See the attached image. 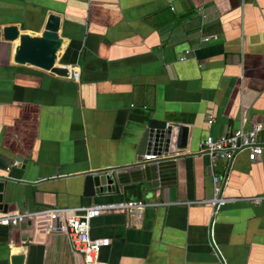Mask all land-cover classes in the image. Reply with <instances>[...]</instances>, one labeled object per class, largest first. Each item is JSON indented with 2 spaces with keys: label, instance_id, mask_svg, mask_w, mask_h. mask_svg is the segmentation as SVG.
<instances>
[{
  "label": "crops",
  "instance_id": "crops-1",
  "mask_svg": "<svg viewBox=\"0 0 264 264\" xmlns=\"http://www.w3.org/2000/svg\"><path fill=\"white\" fill-rule=\"evenodd\" d=\"M51 12L61 17L56 65L76 66L77 79L15 63L17 41L0 37V154L27 161L4 195L7 212L127 202L82 198L78 176L134 161L138 122L153 111L191 126L189 153L142 207L90 220L91 237L109 239L100 259L264 264V150L253 162L245 151L231 162L196 155L208 135L264 123V0H0V30L39 35ZM213 175L230 199L216 213L203 203ZM19 253L27 264H83L32 217L0 224V264Z\"/></svg>",
  "mask_w": 264,
  "mask_h": 264
},
{
  "label": "water",
  "instance_id": "water-1",
  "mask_svg": "<svg viewBox=\"0 0 264 264\" xmlns=\"http://www.w3.org/2000/svg\"><path fill=\"white\" fill-rule=\"evenodd\" d=\"M61 17L56 13L47 15L44 28L39 35L30 34L14 24L3 26L0 37L3 41L17 40L13 61L31 66L67 78L69 70L57 66L58 54L63 46L60 36ZM159 57L162 55L159 53ZM139 141L135 160L129 164L86 171L78 177L81 180L82 198L124 194L129 200L139 201L141 196L151 195L149 187L170 185L175 177L177 160L188 155L191 126L179 118H168L148 111L138 122ZM156 155L155 159H143L144 155ZM15 161L18 164H15ZM27 170V161L20 157L0 154V210L6 213L8 203L4 195L9 191L11 182L19 181L20 173ZM87 207V206H81ZM84 213L83 211L79 212ZM26 255L19 253L10 256L9 264H27ZM108 264V263H105Z\"/></svg>",
  "mask_w": 264,
  "mask_h": 264
},
{
  "label": "built area",
  "instance_id": "built-area-1",
  "mask_svg": "<svg viewBox=\"0 0 264 264\" xmlns=\"http://www.w3.org/2000/svg\"><path fill=\"white\" fill-rule=\"evenodd\" d=\"M216 38V34H209L203 36L202 40L206 42ZM66 67L69 70L67 78L77 79L76 66L69 65ZM262 130H264V123H257L247 129H234L232 132L219 137L208 135L200 144L196 155L209 157L211 163L216 159L231 162L237 154L245 151L248 159L253 162L264 150V136L261 137ZM155 158L156 155L153 154L143 156V159L146 160ZM210 167L212 168V164ZM212 182L213 195L203 203L210 205L213 208V213H216L230 199L223 195L225 183L222 177L213 175ZM143 205L141 200H129L127 202L96 204L80 209L50 207L35 212L13 211L1 214L0 224L17 225L32 217L38 224L45 223L48 231L62 233L66 237L71 251L82 256L83 264H105L100 259V251L104 245L109 243V239L104 237L93 239L90 235V220L103 212L132 210ZM80 211L84 213L80 214Z\"/></svg>",
  "mask_w": 264,
  "mask_h": 264
},
{
  "label": "bare ground",
  "instance_id": "bare-ground-1",
  "mask_svg": "<svg viewBox=\"0 0 264 264\" xmlns=\"http://www.w3.org/2000/svg\"><path fill=\"white\" fill-rule=\"evenodd\" d=\"M15 41H17V40H15ZM15 41H14V42H15ZM14 42H13V43H14Z\"/></svg>",
  "mask_w": 264,
  "mask_h": 264
}]
</instances>
